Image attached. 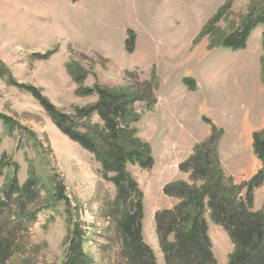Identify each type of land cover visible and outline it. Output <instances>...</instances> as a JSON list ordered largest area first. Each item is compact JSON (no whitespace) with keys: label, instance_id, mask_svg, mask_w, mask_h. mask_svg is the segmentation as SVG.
<instances>
[{"label":"rangeland","instance_id":"rangeland-1","mask_svg":"<svg viewBox=\"0 0 264 264\" xmlns=\"http://www.w3.org/2000/svg\"><path fill=\"white\" fill-rule=\"evenodd\" d=\"M227 1L0 0V117L33 133L40 145L32 146L17 131L9 134L0 118V158L3 153L12 157L22 183L29 165L46 191L60 181L72 203L82 206L88 225L93 215L100 226L107 225L100 210L113 199L114 187L98 176L93 156L62 135L39 102L16 84L35 88L69 115L96 101L80 90L98 85L131 92L151 84L154 105L136 103L138 120L132 126L150 146L154 165L129 171L144 195L145 241L157 264H164L155 214L176 201L163 189L189 181L180 165L210 137L212 127L226 180L242 184L262 168L252 136L264 128V27L255 29L240 51L225 49L208 35L197 38ZM255 8H264V0H232L212 38L233 31ZM129 31L136 36L133 52L126 49ZM251 210L264 211V183L254 191ZM205 218L217 263L227 264L233 244L208 212ZM30 233L32 245L39 247L38 264H60L68 235L64 205L43 212ZM104 243L86 247L98 262Z\"/></svg>","mask_w":264,"mask_h":264},{"label":"trees","instance_id":"trees-1","mask_svg":"<svg viewBox=\"0 0 264 264\" xmlns=\"http://www.w3.org/2000/svg\"><path fill=\"white\" fill-rule=\"evenodd\" d=\"M231 2L228 0L216 12L197 38L208 35L223 48L240 51L246 48L253 31L264 26V8L250 10L239 26L216 41L212 38L213 32ZM135 44L136 36L129 31L127 51L133 52ZM3 74L0 69V76ZM184 83L194 89L189 79ZM16 86L39 102L62 135L93 156L99 165L98 176L114 187L115 194L100 210L107 225L100 226L96 215L88 225L83 219L82 206L72 203L60 181L55 180L53 190L46 191L35 168L29 165L28 176L22 183L17 174L19 165L3 153L0 158V264H38L39 247L32 245L30 232L41 214L57 204L64 205L68 226L60 264H157L154 251L144 238V195L129 171L130 166L148 170L154 165L150 146L136 137L132 126L138 120L133 108L136 103L154 105L151 84H141L131 92L98 85L80 90L82 96L96 97V101L85 108L75 107L70 115L57 109L35 88ZM94 117L97 123L92 122ZM0 118L9 134L17 131L32 146H40L33 133L18 129L6 117ZM203 120L210 124L208 119ZM252 138L253 151L262 168L248 181L237 185L225 179L217 157L218 135L212 127L210 137L196 145L193 154L180 165L181 172L189 175V181L165 186V196L174 199L176 204L155 214L164 264H218L209 237L207 212L233 244L227 264H264V211L251 210L254 191L264 183V128L254 132ZM89 227L94 231L89 232ZM99 240L105 243L101 245L103 257L98 262L86 247Z\"/></svg>","mask_w":264,"mask_h":264}]
</instances>
